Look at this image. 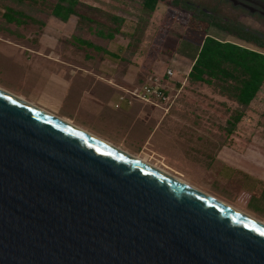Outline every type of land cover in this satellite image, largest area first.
<instances>
[{"label":"water","instance_id":"1","mask_svg":"<svg viewBox=\"0 0 264 264\" xmlns=\"http://www.w3.org/2000/svg\"><path fill=\"white\" fill-rule=\"evenodd\" d=\"M0 264H264V226L0 90Z\"/></svg>","mask_w":264,"mask_h":264},{"label":"rangeland","instance_id":"2","mask_svg":"<svg viewBox=\"0 0 264 264\" xmlns=\"http://www.w3.org/2000/svg\"><path fill=\"white\" fill-rule=\"evenodd\" d=\"M56 2L0 0V18H4L6 6L22 9L27 13L26 21L20 24L10 22L11 33L24 36L29 45L41 42L44 56H56L64 64L72 61L86 71L91 68L99 80L131 86L148 80L151 75H158L169 86L171 99L152 118L149 129L155 131L150 137L128 135L105 139L264 221L263 213L250 211L251 208L237 199L233 181L229 184L218 175L220 167L213 166L216 149L223 143L253 142L264 148V83L254 100L243 107L222 91L219 83L191 81L187 77L206 31L222 39L256 46L209 26L204 16L201 19V14L193 13L192 8L175 0L160 1L155 11L145 8L142 0H81L77 5L79 15L72 14L67 21L51 14ZM166 12L172 15L163 20ZM4 22L8 23L5 18ZM160 24L162 28H158ZM112 29L115 31L113 38L98 32ZM76 35L101 44L116 52L117 56L76 42ZM17 61L14 57L0 56V83L24 91L37 74L28 75L23 66L22 75L16 81L9 79V74L13 77L15 66L22 67V61L19 64ZM168 67L175 70L173 77L166 73ZM87 99L85 96L81 100L72 119L79 126L87 127L88 123L94 127L97 124L95 116L87 113ZM241 108L244 115L230 131L227 120L232 112ZM59 113L65 114L67 109L63 108ZM258 203L262 204L259 208L264 212V202L259 199H254L251 205Z\"/></svg>","mask_w":264,"mask_h":264},{"label":"crops","instance_id":"3","mask_svg":"<svg viewBox=\"0 0 264 264\" xmlns=\"http://www.w3.org/2000/svg\"><path fill=\"white\" fill-rule=\"evenodd\" d=\"M8 25L9 22L5 23L4 18L1 17L0 56L14 57L18 59L16 62L18 64L22 61V67L15 66L13 77L11 74L9 76L5 74V76L16 81L22 75L23 66L26 67L28 75L29 73L37 75H33L34 79L28 83L24 91L7 87L2 83L0 86L47 111L49 110L44 107L56 111L49 112L75 124L77 123L72 119L73 115L75 116L81 105V100L87 96V113L95 116L97 125L90 127L86 123L87 127L80 126L94 134L98 133L99 135H96L103 139L127 137L128 135L147 139L155 131V129H149V125L165 103L156 105L140 102L129 103L127 100H122L120 98L121 86L125 85L118 83L112 85L99 80L95 75L96 71L91 68H87V71L83 70L80 65L72 61L64 64L59 62L56 56L42 55L41 42L29 45L24 36L11 33ZM116 103L120 105L116 106ZM63 108L67 109V113L60 114ZM213 166L220 167L218 175L221 178L226 179L229 184L233 181L237 189V199L251 208L250 211L264 214L259 208L261 203H258V206L251 205L254 199L264 202V148L258 147L253 142L223 143L216 149Z\"/></svg>","mask_w":264,"mask_h":264},{"label":"trees","instance_id":"4","mask_svg":"<svg viewBox=\"0 0 264 264\" xmlns=\"http://www.w3.org/2000/svg\"><path fill=\"white\" fill-rule=\"evenodd\" d=\"M160 1L163 0H142V4L150 11H155ZM80 2L81 0H57L51 8V14L67 21L72 14L79 15L77 5ZM26 14L22 9L6 6L3 16L9 23L16 21L17 24H20L26 21ZM169 15L172 14L166 12L163 20ZM116 18L118 17L116 16ZM231 26L240 32L241 37L254 41L258 47L254 48L233 40L222 39L206 31L187 77L191 81H202L208 84L219 83L222 86V91L244 107L254 100L264 83V34L254 29L247 30L243 25H227L226 27L230 28ZM158 28H162V25L160 24ZM115 30H119V28L115 27ZM98 32L109 38L115 36L113 29L109 32L103 30ZM75 41L117 56L116 52L90 39L76 35ZM243 115L244 109L242 108L230 114L227 120L230 131L234 130Z\"/></svg>","mask_w":264,"mask_h":264},{"label":"flooded vegetation","instance_id":"5","mask_svg":"<svg viewBox=\"0 0 264 264\" xmlns=\"http://www.w3.org/2000/svg\"><path fill=\"white\" fill-rule=\"evenodd\" d=\"M164 1V0H163ZM201 14L209 26H214L234 36L252 43L254 41L241 37L240 32L227 25H243L247 30L254 29L264 34V0H175ZM174 6V5H171ZM175 8V6H174ZM234 41V40H233ZM237 42V41H236ZM255 47V48H256Z\"/></svg>","mask_w":264,"mask_h":264},{"label":"built area","instance_id":"6","mask_svg":"<svg viewBox=\"0 0 264 264\" xmlns=\"http://www.w3.org/2000/svg\"><path fill=\"white\" fill-rule=\"evenodd\" d=\"M169 77H173L175 70L172 67L166 69ZM120 98L129 103H153L156 105L166 104L171 99L169 86L163 82L162 76L151 75L148 80L131 86H121ZM120 103H116L119 106Z\"/></svg>","mask_w":264,"mask_h":264},{"label":"bare ground","instance_id":"7","mask_svg":"<svg viewBox=\"0 0 264 264\" xmlns=\"http://www.w3.org/2000/svg\"><path fill=\"white\" fill-rule=\"evenodd\" d=\"M0 90H2L3 92H6L7 94H10V95L14 96L15 98H18L19 100H21V101H23V102H25V103H27V104L33 106L34 108H37V109H39V110H41V111H43V112L49 114L50 116H52V117H54V118L60 120L61 122L65 123V124H68V125H70V126L76 128V129H78V130H80V131H82V132H84V133H86V134H88V135L94 137V138H97L98 140H101V141H103V142H105V143H107V144H110L111 146H113V147H114L115 149H117L118 151L123 152L124 154H127V155L131 156L132 158H134V159H136V160L142 162L143 164H146L147 166H149V167H151V168H154L155 170H158L159 172H161V173H163V174H165V175H167V176H169V177H171V178L177 180L178 182H180V183H182V184H184V185H186V186H189L190 188H192V189H194V190H196V191L202 193L203 195H205V196H207V197H209V198H211V199H213V200H215V201H217V202L223 204L224 206H226V207H228V208L234 210L235 212H237V213H239V214H241V215H243V216H245V217H247V218H249V219H251V220L257 222L258 224H261V225L264 226V221L260 220L259 218H257V217L254 216L253 214H251L250 212H248V211H246V210H244V209H242V208H240V207H237V206H235V205H233V204L227 203V202H225V201H223V200H221V199H219V198H216V197L210 195L209 193H207V192H205V191H203V190H201V189H198L197 187L193 186V185L190 184L189 182H187V181H185V180H183V179H181V178H179V177H177V176L171 174L170 172H168V171H166V170H164V169H162V168H160V167H158V166H156V165H153V164L149 163L148 161L144 160L143 158H141V157H139V156H137V155H134V154H132V153H130V152L124 150L123 148H121V147H119V146H116V145L112 144L111 142H109V141H107V140H105V139L99 137L98 135H96V134L90 132V131L87 130V129H84V128H82V127H80V126H78V125L72 123V122L69 121V120H66V119H64V118H62V117H60V116H58V115H56V114H53L52 112H49V111H47V110H45V109H43V108L37 106L36 104L32 103L31 101H29V100H27V99H25V98H23V97H21V96H19V95H17V94H14V93L10 92L9 90L4 89V88L1 87V86H0Z\"/></svg>","mask_w":264,"mask_h":264}]
</instances>
